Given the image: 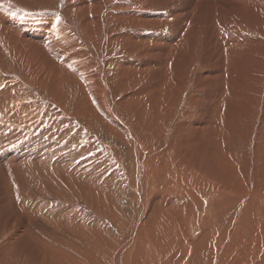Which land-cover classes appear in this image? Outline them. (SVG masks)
<instances>
[{
    "label": "bare ground",
    "instance_id": "obj_1",
    "mask_svg": "<svg viewBox=\"0 0 264 264\" xmlns=\"http://www.w3.org/2000/svg\"><path fill=\"white\" fill-rule=\"evenodd\" d=\"M5 1L8 3L0 6V15L5 16V19H1L3 24L1 25H5L11 31L13 28L9 26V19L6 18L10 13L9 9L20 14L25 7L40 5L45 0ZM149 1L151 0H85L83 5L88 7L85 13H91L90 26L85 27V33H82L77 22H71L72 28L66 29L68 34L79 38L86 37L88 44L96 52L97 56L91 59L95 65V71L86 73L85 76L99 79V86L105 98L103 111L109 109L106 116L102 111L97 121L99 120L100 124L114 133V139L115 137L124 139L131 145L135 165L130 186L135 193L137 204L128 233L119 241L116 249L110 252L108 258L100 254L90 259H93L96 264H217L222 254L227 252L228 247L233 248L232 253L239 254V248L235 246H240L246 238L251 240L249 247L251 257L262 258L261 262L264 264V216L254 214L264 209V149H261L263 155L260 160L251 159L249 170L242 177L244 183L242 188L237 182V173L239 170L240 175L244 173L242 168L244 162L237 156L240 151L233 145L235 138L240 137L242 132L239 119L245 115L248 125L250 127L253 125L255 114L247 109L253 97L257 99L258 104L262 103L261 106H257L256 113L264 117V89L258 87L260 75L254 71L255 67L264 64V29H261V27L264 28V0H261V6L258 4L259 0H169L168 4L173 6L172 13L175 14L172 16V25L165 27L162 23V27L158 28L135 27L133 29V31L153 32L161 38L169 39L164 57L175 60V70H178L177 58L186 56L189 64H193L194 60H203V68L207 75L216 74L220 79L218 84L217 78H206L197 72L196 77H199L197 80L196 77L193 79L196 80L194 89L178 90L177 100L169 119L174 123L172 127L162 126L153 115L147 118L144 112L142 123L148 124L150 130L157 129L159 131L157 138L145 137V131L139 133L138 127L133 124L131 118L129 102L136 95L150 94L170 76L169 72L172 70L165 68L168 71L165 72L161 67L160 58L145 56L141 58L140 65L147 72L146 79L134 88L128 83L123 84L122 88L127 93L124 91L118 93L114 90L109 78V68L112 63L109 55L111 50L116 49L118 37L116 31L125 28L123 17L133 15L137 18L139 12L151 18L170 17L164 8L150 5L147 3ZM3 2L4 0H0V4ZM21 4L22 10L17 8V5ZM95 9L97 14L92 13ZM112 12H114V19L121 24L113 25L110 17ZM176 13L179 14L180 20L176 21ZM20 15L27 14L25 12ZM29 18L32 22L37 19L31 16ZM211 19L213 23L210 25ZM216 20L222 23L218 38H215L212 31ZM201 26L197 35H191L194 29ZM41 27L44 28V26ZM35 29L36 27L31 28V34ZM13 30L12 37H15L17 42L8 43L6 47L1 41L4 36L0 38V49H2L0 69L4 66L8 67L7 70L17 65L19 68L24 66L35 76L34 72L39 73L41 67L49 65L50 54H58L53 44L50 45L51 43L48 44L45 41L46 53L41 45L20 31ZM180 36L182 42L180 40L177 42L180 46L174 45ZM194 36L197 40L191 45ZM208 36L211 42H214L212 43L213 54H202L204 47L208 44L200 40ZM118 40L121 41V38L119 37ZM129 41L131 39L125 43ZM21 51L27 53V58L18 55ZM221 51H227L229 56L218 54ZM9 55L10 58H8ZM242 55H245V58ZM7 61L8 65H6ZM223 62L226 68L221 69L218 64ZM182 68L186 72V65ZM7 70L4 68L2 72L6 74ZM140 75L141 69L136 65L133 69V78ZM204 80L207 81V85ZM132 81L131 85H134L135 80L132 79ZM17 83L20 84L19 89L24 91L21 86L25 81H17ZM180 83L182 84L183 81ZM204 84L208 86L206 91H203ZM209 84L213 85L211 90H209ZM218 87L219 89L216 90ZM131 89L134 93L130 92ZM215 91L216 93L211 96L210 94ZM93 94L94 89L87 90L86 96H93ZM69 95L70 91L60 92L62 97L67 98ZM185 103L187 108L181 109V105ZM218 103H224L220 119L215 126L206 127L207 117L211 113L210 106ZM67 105L69 103L65 106ZM1 108L0 111L4 112ZM90 110L93 113H100L94 108ZM51 116V112L46 110L32 117V121L29 118L0 116V119L7 120L13 127L16 128L19 125L22 127L21 131L15 132L16 134L27 131L26 136L14 140L11 138L10 144L3 151L14 150L15 147L12 145L14 142L30 136L37 137L32 145L33 149L40 152L44 149L46 154L58 151L60 145L57 143L46 147L41 143L42 138L53 139L62 134V125L56 120L57 114H53L54 118ZM47 117H49L48 120ZM29 123L31 124L28 125ZM2 134L4 132L0 124V135ZM262 134L264 139V133ZM149 142L159 147L163 153V159L159 157L151 159L148 153ZM28 150L22 147L14 153L12 157L17 161L6 160L7 174L10 177L15 176L21 186L26 184V180L18 171L20 169L25 171L31 156ZM40 162L44 161L40 160ZM54 162L60 165L57 160ZM150 164L155 168L150 167ZM32 167V163L28 165V168ZM258 168H260L259 171ZM37 169L41 174L53 173L51 168L43 167L41 164ZM151 173L159 176L162 183L158 184L150 180ZM62 174L63 170H59L58 176ZM48 182L49 180L44 178L39 184L46 187ZM219 183L225 184L226 192L219 190ZM20 190L26 198L30 199L23 189ZM123 190L120 188L114 194L119 196L120 200L123 198ZM26 198L22 197L17 204V212H9L8 217L2 216L0 239L5 236L6 239L17 242L22 238L24 231H27L28 223L24 224L22 218L29 220L31 218L24 216L23 212H28L31 217L35 216L30 209L31 206L34 208L33 203ZM113 198L114 196H110L99 204L107 207V201H113ZM59 214L62 215L61 212ZM46 223L51 230L56 229L55 216L49 218ZM96 226V223L88 222L83 216L82 227H87L83 232L84 235L97 237L99 231ZM66 229L80 230L75 224L67 225ZM231 240L234 242L229 243ZM34 243L35 241L32 242ZM187 244L195 248L192 256H188L191 251ZM23 246L25 244L20 246L21 250L25 251ZM31 247L34 248L33 245ZM185 258H191V261L186 263ZM86 262L87 260L84 259V263L81 264Z\"/></svg>",
    "mask_w": 264,
    "mask_h": 264
},
{
    "label": "rangeland",
    "instance_id": "obj_2",
    "mask_svg": "<svg viewBox=\"0 0 264 264\" xmlns=\"http://www.w3.org/2000/svg\"><path fill=\"white\" fill-rule=\"evenodd\" d=\"M84 2L85 0H45L40 5L25 7L23 10L20 7L22 4L17 5V8L22 10L20 14L26 12L27 15L16 14L12 9L7 8L10 13L6 18L9 19L11 28L20 31L41 45L46 53L45 41L48 44L51 43L50 45L53 44L58 50V54H50L51 62L49 65L44 68L41 67L39 73L34 72L35 76L30 69H25L24 66L19 68L17 65L8 70V67L4 66L8 72L6 74L2 72L4 68L0 69V107L4 110V112L0 111V116H16L20 119L29 118L31 120L42 110H46L51 112L52 118H54L53 114H57L56 120L62 125V134L53 139L42 138L41 143L45 147L52 143L60 145L58 151H52L49 154H46L44 149L40 152L32 148L37 139L34 136L14 142L12 144L15 147L14 150L3 151L10 144L11 138L14 140L26 136L27 131L16 134V131L22 130L20 125L15 128L7 120L0 119L4 132L0 135V153L2 152L0 156V211H2L0 220L3 215L8 217L9 212H17V204L22 200V197L26 198L20 189H23L30 198L26 199L32 201L34 208L31 206L30 209L33 210L35 216L31 217L28 212H23V215H27L31 220L22 218L24 224L28 223L27 231H24L22 238L17 242L6 239L5 236L0 239V248H3L0 249V264H35L36 262L38 264H81L84 263V259L87 260L86 264H96L90 258H96L100 254L108 258L110 252L116 249L119 241L128 233V228L135 215L134 209L137 200L130 186L135 172L132 147L124 139L117 137L114 139V133L100 124L99 120L97 121L104 109V94L99 86V79L85 76L86 73L95 71V65L91 59L97 56L96 52L92 50L86 37L79 38L66 32V29L72 28L71 22H77L82 33H85V27L90 26L91 13H85L88 7L83 5ZM168 2L169 0L147 2L150 5L164 8L170 15L168 18H151L141 15L142 12L138 13L137 18L133 15L123 17L125 28L116 31L118 37L116 38L115 51H112L110 47L109 59L112 60V63L109 68V78L112 88L118 93L126 92L122 88L123 84L128 83L130 87L134 88L146 79L147 72L140 65L142 57L160 58L161 67L165 72H168L166 69L172 70L169 72L170 76L165 78L163 83L154 88L150 94L136 95L129 102L133 124L138 127L139 133L145 131V137L157 138L159 131L157 129L150 130L148 124L142 123L143 113L145 112L147 118L151 115L155 116L162 126L172 127L174 123L169 119L177 100V91L194 89L195 82L199 77H196L197 72L206 78H217L218 84L220 81L216 74L207 75L203 68V60H194L193 64H189L186 56L178 57V70H175V60L164 57V52L167 51L170 42L169 39L161 38L153 32L133 31L135 27L153 29L162 27V23L165 24V27L172 25V16L175 14L172 13L173 6L171 7ZM7 3L4 0L0 6ZM258 4L261 6L262 1L259 0ZM26 8L27 10H25ZM92 13L97 14V10L95 9ZM29 16L37 18L36 21L32 22ZM110 17L114 26L121 24L120 21L114 19V12L111 13ZM176 17V21L181 19L178 13H176ZM1 19H5V16L0 15V25L2 24ZM212 23L213 20L211 19L210 25ZM2 25L0 26V38L4 36L1 38L2 43L7 47L8 43L17 42L16 38L12 37L14 30L11 29L10 31L5 25ZM221 25L222 23L216 20L212 27L215 38H218ZM41 26L44 28L42 29ZM35 27L38 29H35V33L31 34V28ZM201 28L202 26L194 29L191 35H197ZM261 29L264 28L261 27ZM119 37L121 41L118 40ZM11 38L14 39L11 40ZM130 39L129 43H125ZM179 40L182 42L181 36L174 42V45L180 46L177 43ZM196 40L197 37L194 36L191 45ZM200 41L208 44L204 47L202 54H213L212 43L214 42H211L209 36ZM218 54L229 56L227 51H221ZM18 55L27 58V53L24 51L19 52ZM242 56L245 58V55ZM8 64L7 61L6 65ZM136 65L141 69V75L133 78V69ZM183 65L187 67L186 72L182 68ZM218 66L224 69L226 65L223 62ZM254 71L260 75L257 82V84L259 83L258 87L264 89V64L255 67ZM195 77L196 80L194 81ZM132 79L135 80L134 85H131ZM17 81H25L21 86L24 91L19 89L20 84ZM204 81L207 85V81ZM206 85L203 87L205 89L203 91H206L208 87ZM209 85V90H211L213 85ZM91 89H94L93 96H86L87 90ZM218 89L219 87L216 90ZM61 91H70V95L67 98L62 97L60 96ZM130 92L134 93L132 89ZM215 93L216 91L210 95ZM250 102L251 104L247 109L255 114L254 120L256 119V121L253 120V125L250 127L245 115H243L239 119V125L242 129L241 135L236 137L233 142L236 149L240 151L237 156L244 162L242 167L244 173L240 175V170L237 173V182L242 188H244L242 177L247 174L251 159L260 160L263 155L261 149H264V139H262L264 117L256 113L257 106H261L262 103L258 104L255 97ZM68 103L69 105L65 106ZM90 108H94L100 113H93ZM186 108V103L181 105V109ZM210 109L211 113L207 117L206 127H212L218 123L224 109V103L210 106ZM108 112L109 109H105L103 114L106 116ZM170 141L172 142V139ZM22 147L28 148L31 153L25 171L23 169L18 171L26 180L24 186H21L15 176L10 177L6 172V160L17 161L12 155ZM148 147L151 159L155 157L163 159V153L159 147H155L151 142L148 143ZM40 160L44 162H40ZM55 160L60 165L55 163ZM31 163L33 167L30 169L28 165ZM40 164L43 167L51 168L53 173L41 174L37 169ZM150 167L155 168L151 164ZM59 170H63L62 176H58ZM257 170L259 171L260 168ZM44 178L49 180L46 187L39 184ZM149 179L158 182V184L162 183V179L154 173H151ZM224 185L219 183L218 188L226 192L227 188ZM120 188L124 189L122 200L119 196L114 195ZM110 196H114V198L113 201H107V207L99 204ZM97 205L98 207L94 208ZM257 213L264 216V209L254 214ZM52 216L56 217L55 230H51L46 223ZM83 216L88 222L96 223L99 231L97 237L92 238L83 234L84 230L87 229V227H82ZM69 224L77 225L80 230H67L66 226ZM34 241L35 243L32 244ZM233 242V240L229 241V243ZM24 244L26 246H23L25 251L21 250L20 247ZM250 244L251 240L244 238L240 246H235L239 248L241 258L239 254L231 252L233 248L228 247L227 252L222 254L217 264H249L250 262L251 264H262V258L251 257ZM187 247L191 251L188 256H192L195 248L188 244ZM27 254L32 257L26 256ZM185 260L186 263H189L191 258H185Z\"/></svg>",
    "mask_w": 264,
    "mask_h": 264
}]
</instances>
